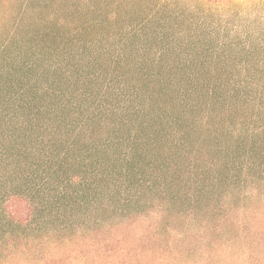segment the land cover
Masks as SVG:
<instances>
[{"label":"trees","instance_id":"1","mask_svg":"<svg viewBox=\"0 0 264 264\" xmlns=\"http://www.w3.org/2000/svg\"><path fill=\"white\" fill-rule=\"evenodd\" d=\"M237 3L0 0V247L82 187L98 264H264V11Z\"/></svg>","mask_w":264,"mask_h":264},{"label":"rangeland","instance_id":"2","mask_svg":"<svg viewBox=\"0 0 264 264\" xmlns=\"http://www.w3.org/2000/svg\"><path fill=\"white\" fill-rule=\"evenodd\" d=\"M253 7L256 11L263 12L264 0H238L235 9L242 14L244 13L242 10ZM78 191H80L77 194L78 197L74 200L76 203L73 208L66 211L64 221L62 219L57 221L61 223L60 225L55 223V228L47 233H33L34 243L33 245L31 242L27 244L30 252L27 255L18 252L23 245L18 250H7L4 246L0 247V264H98L101 251L104 249V240L106 237H109L111 241L113 240L114 225L107 223L109 220L99 207L98 197H95L93 202V199L91 201V197H88L89 190L78 187ZM43 198L45 197L37 195L34 201L39 204L43 202ZM260 204L261 201L255 202L254 205ZM41 219L42 214H36L34 222H40ZM35 223L31 224L30 228H33ZM20 233L19 230L12 234L18 237L21 235ZM28 233H32V230ZM2 234L8 237L13 236L1 229L0 236ZM110 247L112 245L109 244L105 248Z\"/></svg>","mask_w":264,"mask_h":264}]
</instances>
